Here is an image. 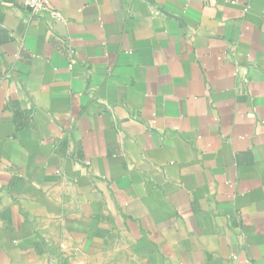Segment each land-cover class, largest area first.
Segmentation results:
<instances>
[{
    "label": "crops",
    "instance_id": "crops-1",
    "mask_svg": "<svg viewBox=\"0 0 264 264\" xmlns=\"http://www.w3.org/2000/svg\"><path fill=\"white\" fill-rule=\"evenodd\" d=\"M47 1L0 0V264H264V0Z\"/></svg>",
    "mask_w": 264,
    "mask_h": 264
},
{
    "label": "built area",
    "instance_id": "built-area-1",
    "mask_svg": "<svg viewBox=\"0 0 264 264\" xmlns=\"http://www.w3.org/2000/svg\"><path fill=\"white\" fill-rule=\"evenodd\" d=\"M21 5L31 14V16L35 18L47 16L54 21L62 20L59 11L53 8L47 0H22ZM68 55L71 59L70 64H72V57H74V51L71 49L68 50Z\"/></svg>",
    "mask_w": 264,
    "mask_h": 264
}]
</instances>
